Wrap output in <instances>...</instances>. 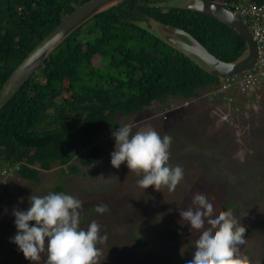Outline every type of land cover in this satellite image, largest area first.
I'll use <instances>...</instances> for the list:
<instances>
[{
    "label": "trees",
    "instance_id": "obj_1",
    "mask_svg": "<svg viewBox=\"0 0 264 264\" xmlns=\"http://www.w3.org/2000/svg\"><path fill=\"white\" fill-rule=\"evenodd\" d=\"M85 1L72 0L69 7L68 0H0V86L28 51ZM149 1L124 0L79 26L0 109V170L11 169L0 185V195L10 176L39 183L42 173L56 166L60 174L78 172L76 158L82 166L93 164L102 156L96 139L120 127L124 116L143 114L157 105L165 120L166 112L186 107L190 100H200L199 106L211 100L212 106L223 108L220 105H228L231 98L230 115L235 117L244 107L249 108V99L256 100L239 91L238 80L248 74L260 75L263 67L239 73L227 89L216 93L221 79L134 21L150 16L184 29L224 61L235 60L245 49L244 40L233 29L188 9L141 4ZM95 55L100 61L96 65L92 62ZM262 78L264 81V75ZM255 88L259 94L264 92V82ZM55 189L65 192L61 185ZM158 233L167 242L182 237L173 228ZM133 243L142 249L150 245L137 236Z\"/></svg>",
    "mask_w": 264,
    "mask_h": 264
},
{
    "label": "rangeland",
    "instance_id": "obj_2",
    "mask_svg": "<svg viewBox=\"0 0 264 264\" xmlns=\"http://www.w3.org/2000/svg\"><path fill=\"white\" fill-rule=\"evenodd\" d=\"M92 62L98 64L99 56ZM257 98L249 99V108L244 107L235 117L227 103L219 104L220 108L212 106L211 100L203 106H199L200 100H190L186 107L166 112L165 120L157 105L143 114L121 118V126L131 124L133 134L151 127L161 137H172L169 163L184 170V178L173 192L166 187L161 191L154 186L140 187L142 176L130 172L126 162L113 168L115 140L108 130L96 139L102 156L89 166L74 159L79 167L76 173L60 174L56 166L43 172L39 183L10 176L0 195V264H45L46 253L32 262L12 242L17 233L13 211H26L32 195L59 193L57 185L82 201L81 227L86 229L95 220L107 235L106 243L98 245L103 251L102 264H187L201 233L191 230L180 210L192 207L197 193L207 197L215 214L232 210L246 228L241 255L249 257L250 264H264V92ZM228 203L233 206L227 207ZM101 204L108 206L104 214L95 212ZM166 228L180 231L182 237L174 242L162 240L158 232ZM133 236L150 245L137 248Z\"/></svg>",
    "mask_w": 264,
    "mask_h": 264
},
{
    "label": "clouds",
    "instance_id": "obj_3",
    "mask_svg": "<svg viewBox=\"0 0 264 264\" xmlns=\"http://www.w3.org/2000/svg\"><path fill=\"white\" fill-rule=\"evenodd\" d=\"M132 128L126 124L112 132L115 140L112 167L119 169L126 162L130 172L142 176L138 180L140 187L154 186L156 191L166 187L169 192L175 191L184 178V170L169 163L172 137H161L151 127L133 134ZM29 200L26 211H13L17 233L12 242L25 259L40 261L41 254L46 253L45 264H102L103 251L98 245L106 243L107 235L101 233V225L95 220L86 229L81 227L80 199L64 192H49L32 195ZM192 204L187 210H180L182 220L190 224L191 230L201 233L193 258L187 264H250L249 257L240 251L246 243V228L232 210L215 214L213 204L199 193L194 195ZM107 211V205L95 208L98 214Z\"/></svg>",
    "mask_w": 264,
    "mask_h": 264
},
{
    "label": "water",
    "instance_id": "obj_4",
    "mask_svg": "<svg viewBox=\"0 0 264 264\" xmlns=\"http://www.w3.org/2000/svg\"><path fill=\"white\" fill-rule=\"evenodd\" d=\"M123 1L87 0L67 14L28 51L4 80L0 86V109L13 98L36 69L67 36L96 14L111 9ZM141 4L153 8H180L202 13L224 23L244 40L245 49L242 54L233 61H224L210 53L205 46L184 29L163 23L150 16L134 21L147 33L168 45L175 52L183 54L210 75L222 79L238 75L255 65L258 47L246 23L233 11L221 4L207 0H152L141 2Z\"/></svg>",
    "mask_w": 264,
    "mask_h": 264
},
{
    "label": "built area",
    "instance_id": "obj_5",
    "mask_svg": "<svg viewBox=\"0 0 264 264\" xmlns=\"http://www.w3.org/2000/svg\"><path fill=\"white\" fill-rule=\"evenodd\" d=\"M222 6L233 11L240 19H242L258 47V56L255 65L252 67L264 68V2H257L254 0H242V1H223L220 3ZM251 68V69H252ZM250 70V69H249ZM248 71V70H247ZM260 75L252 76L248 74L247 78L238 80L239 82V91L246 94V97L254 95L256 99L260 95L257 92L255 85L261 84L264 81H261L262 75L264 72H260ZM236 76V75H235ZM234 76L225 77L222 80L220 87L216 90V93L221 92L222 90L227 89L233 80ZM231 98L228 100V107L232 110L230 105ZM7 171L3 170L0 176V185L4 183V178L6 177Z\"/></svg>",
    "mask_w": 264,
    "mask_h": 264
},
{
    "label": "flooded vegetation",
    "instance_id": "obj_6",
    "mask_svg": "<svg viewBox=\"0 0 264 264\" xmlns=\"http://www.w3.org/2000/svg\"><path fill=\"white\" fill-rule=\"evenodd\" d=\"M67 5H68L69 7H71V6H72V0H68Z\"/></svg>",
    "mask_w": 264,
    "mask_h": 264
},
{
    "label": "crops",
    "instance_id": "obj_7",
    "mask_svg": "<svg viewBox=\"0 0 264 264\" xmlns=\"http://www.w3.org/2000/svg\"><path fill=\"white\" fill-rule=\"evenodd\" d=\"M195 104V103H194Z\"/></svg>",
    "mask_w": 264,
    "mask_h": 264
}]
</instances>
